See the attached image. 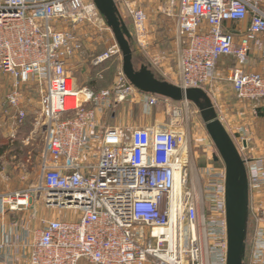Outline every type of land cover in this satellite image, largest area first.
I'll use <instances>...</instances> for the list:
<instances>
[{"label": "built area", "instance_id": "1", "mask_svg": "<svg viewBox=\"0 0 264 264\" xmlns=\"http://www.w3.org/2000/svg\"><path fill=\"white\" fill-rule=\"evenodd\" d=\"M128 5L143 45L147 14L133 0ZM104 26L93 0H0V82L12 81L4 100L7 122H24L23 90L35 87L46 150L33 190L48 209L72 213L37 228L34 216L12 219L29 208L30 193L0 196V264H227L226 167L214 161L211 140L202 143L205 166L192 157L183 128L192 103L142 93L123 70L99 91L73 77L69 63L83 47L80 29L102 35ZM176 32L179 86L209 94L219 61L231 57L236 96L264 107V75L244 69L252 46L264 60V0H179ZM121 56L116 42L93 65ZM129 101L140 102L145 116L164 102L174 116L129 131L107 124ZM238 150L248 172L253 227L247 264H264V157Z\"/></svg>", "mask_w": 264, "mask_h": 264}, {"label": "rangeland", "instance_id": "2", "mask_svg": "<svg viewBox=\"0 0 264 264\" xmlns=\"http://www.w3.org/2000/svg\"><path fill=\"white\" fill-rule=\"evenodd\" d=\"M133 1L147 14V37L144 40V46L140 43V38L136 34L133 25L128 5L130 0H115L139 48L133 57L136 69L145 64L158 79L172 81V83L178 85V78L174 79L179 71L178 59L181 52V47L177 45L175 31L178 11L177 3L175 2V6L171 7L169 5L170 0ZM104 22L105 26L102 35L85 28L80 29L79 33L81 34L83 47L70 59L69 67L73 77L82 87H90L94 78L92 75L95 74L97 79H100L102 75L104 76L102 81L104 88L100 90L106 89L113 84L115 79L111 81L110 77L107 79L105 75L109 73L116 78L117 73L122 70V56L106 62L109 65L103 63L107 67L101 71L100 66L103 64L93 65L94 58L105 53L111 45L116 43L111 29L105 20ZM82 31L87 32L85 33L86 36L82 35ZM164 46H168L170 49L168 56L163 54ZM228 77L229 75L225 76L223 74L219 78L217 77L208 89L209 96L213 101L220 120L237 147L242 148L244 146L248 157H264V107L238 99L232 90V84ZM11 89L12 81H7L5 78L0 82V151L4 150L0 154V196L13 192L30 193L31 202L29 208L18 213L17 217L12 219L25 220L24 222H26L29 217L34 216L35 219L32 221V226L40 228L42 220L61 219L72 215V213L60 209H48L44 205L42 194L33 190L40 181L42 156L46 150V136L42 128L43 118L40 109L41 96L34 90L35 87H26L23 90V101L27 109V116L23 123L12 125L7 122L4 112L5 96ZM173 102L177 105L182 104V102ZM168 109L165 103L161 102L153 109L152 115L145 116L140 102H124L119 104L113 114L108 117L107 124L121 126L129 131L135 127L153 125L155 123H168L171 117L174 116ZM168 112H171L170 115ZM38 122L42 125L40 126ZM10 125H12V128H9ZM183 128L188 133L192 157L195 160L197 156L199 158L195 161L196 164L206 163L208 153L205 152L202 143L212 141V139L206 130L198 108L194 104H191L187 111H184ZM241 130H247L248 133L242 132L246 135L242 134ZM240 134L246 137V141L243 142L239 138ZM13 135L14 137H12ZM214 150L218 155L216 147L213 152ZM11 222L15 221L11 220ZM252 236L253 227L250 225L248 254H250L253 246Z\"/></svg>", "mask_w": 264, "mask_h": 264}, {"label": "water", "instance_id": "3", "mask_svg": "<svg viewBox=\"0 0 264 264\" xmlns=\"http://www.w3.org/2000/svg\"><path fill=\"white\" fill-rule=\"evenodd\" d=\"M111 29L122 54V70L130 83L140 92L188 101L194 104L202 117L218 155L214 161L226 167V209L228 232L227 264H245L249 228L250 190L248 172L237 145L219 118L209 94L200 88L181 86L156 77L145 64L136 69L133 57L139 50L115 0H93Z\"/></svg>", "mask_w": 264, "mask_h": 264}, {"label": "crops", "instance_id": "4", "mask_svg": "<svg viewBox=\"0 0 264 264\" xmlns=\"http://www.w3.org/2000/svg\"><path fill=\"white\" fill-rule=\"evenodd\" d=\"M175 2L177 3V7H178V4H179V0L177 2V0H170V3L169 5L171 7H174L175 6ZM248 26V22H245L244 24H242V27L246 28ZM233 28V27H232ZM176 31V30H175ZM89 32V31H88ZM85 31L82 32V35L83 36H86L85 35ZM176 35H177V45H179V47L182 46V39L178 36L177 32H176ZM240 35H238V40H240ZM264 39V38H263ZM163 51H164V56L165 55H169L170 53V49L168 46H164L163 47ZM178 49V47H177ZM180 49V48H179ZM182 49V47H181ZM178 52V50H177ZM180 58V56H179ZM237 65L235 64L234 60L231 58V57H223L219 63H218V68H217V77L219 78L221 76V74L225 75V76H228L229 75V81H230V77L232 76V73H233V70L234 68L236 67ZM178 68H179V59H178ZM244 69L247 71V72H258V73H261L264 75V60L261 58V55L259 53V51L254 48V46H252V50H251V53H250V57H249V63L247 66L244 67ZM180 80L179 78V71H178V74L177 76H175L174 79H177ZM5 79V78H4ZM113 79H115V77H113ZM6 80L8 81H11L9 78H6ZM114 82V81H113ZM231 82V81H230ZM172 83V81H171ZM232 84V82H231ZM232 90L235 94V91H234V87H233V84H232ZM198 156L196 157V160H198ZM195 160V161H196ZM199 164V163H198ZM206 163H203V164H199L198 166H205Z\"/></svg>", "mask_w": 264, "mask_h": 264}, {"label": "trees", "instance_id": "5", "mask_svg": "<svg viewBox=\"0 0 264 264\" xmlns=\"http://www.w3.org/2000/svg\"><path fill=\"white\" fill-rule=\"evenodd\" d=\"M127 26H129L128 24H126ZM236 27V26H235ZM114 59L112 58L111 60H109V61H107V62H110V61H113ZM106 63V62H105ZM107 64V63H106ZM107 65H109V63L107 64ZM107 65H105V64H103V65H101L100 66V71L101 70H103V68H105V67H107ZM99 69V68H98ZM113 70V69H112ZM114 71V70H113ZM112 71V72H113ZM92 77H94L93 79H92V83L90 84V87H88L89 89H91V90H93V91H99L101 88H104L103 87V85H102V81H103V79H104V76L102 75V77L99 79H97L96 78V76H95V74H93L92 75ZM105 77L108 79V77H110L109 79H111V81H112V79H113V77H114V75H113V77H112V74H107V75H105ZM8 149V148H7ZM4 150H2V151H0V154H2V152H3ZM201 164H203V163H201ZM248 237H249V228H248ZM248 237H247V251H246V256H245V261H244V263L245 264H247L248 263V257H249V245H248Z\"/></svg>", "mask_w": 264, "mask_h": 264}]
</instances>
